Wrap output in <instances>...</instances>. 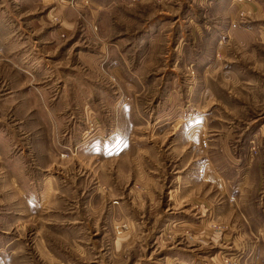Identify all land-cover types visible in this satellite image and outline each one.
I'll return each mask as SVG.
<instances>
[{
    "label": "rangeland",
    "instance_id": "374dc122",
    "mask_svg": "<svg viewBox=\"0 0 264 264\" xmlns=\"http://www.w3.org/2000/svg\"><path fill=\"white\" fill-rule=\"evenodd\" d=\"M0 264H264V0H0Z\"/></svg>",
    "mask_w": 264,
    "mask_h": 264
},
{
    "label": "crops",
    "instance_id": "0c3cea01",
    "mask_svg": "<svg viewBox=\"0 0 264 264\" xmlns=\"http://www.w3.org/2000/svg\"><path fill=\"white\" fill-rule=\"evenodd\" d=\"M250 193V192H249ZM248 196L249 197H252L253 195H250V194H248ZM249 199V198H248ZM252 213V211H251V209H250V207L249 206H246L245 208H244V215H246V216H250V215H252L251 214Z\"/></svg>",
    "mask_w": 264,
    "mask_h": 264
}]
</instances>
